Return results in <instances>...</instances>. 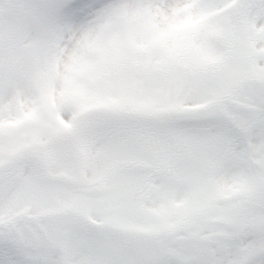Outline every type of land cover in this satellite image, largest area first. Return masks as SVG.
Here are the masks:
<instances>
[{"label": "snow or ice", "instance_id": "snow-or-ice-1", "mask_svg": "<svg viewBox=\"0 0 264 264\" xmlns=\"http://www.w3.org/2000/svg\"><path fill=\"white\" fill-rule=\"evenodd\" d=\"M205 0H8L0 3V264H80L71 254L88 231L75 215V177L62 158L33 148L40 127L59 132L65 108L121 103L154 74L191 83L190 106L168 116L198 127L207 162L179 219L131 264H264V0H242V28L217 56L181 8ZM67 58L61 105L14 129L11 113L38 111L26 99V70L51 71ZM209 79L215 83H206ZM95 84L97 87H92ZM99 85H118L111 95ZM83 101H87L85 105ZM67 127V125H65Z\"/></svg>", "mask_w": 264, "mask_h": 264}, {"label": "rangeland", "instance_id": "rangeland-1", "mask_svg": "<svg viewBox=\"0 0 264 264\" xmlns=\"http://www.w3.org/2000/svg\"><path fill=\"white\" fill-rule=\"evenodd\" d=\"M0 3L7 5L8 0H0ZM241 3L242 0H239L227 11L223 50L226 37L242 28L243 24L236 27L233 21L235 15L243 17L239 7ZM39 66L38 73L32 76L30 82L39 98L36 118H44L51 108L52 81L45 76L46 67ZM206 83L213 84L215 81L209 79ZM99 86L106 88L111 95L121 92L118 85ZM191 86L189 81L175 74H154L142 85L127 89L121 103L83 111L79 122H74L73 128L77 133L72 141L66 139L70 130L59 121V132L38 128L37 136L43 137V142L34 141L33 148L26 151L62 158L71 166L75 177L68 181L78 198L75 215L89 226L87 232L76 238L78 251L71 254L80 264H131L149 245L166 234L160 228L156 233L133 228L134 220L145 214V196L153 193L155 200L169 196L170 202L178 206L182 200L175 194L177 188L188 187L187 198L197 190L207 162L203 134L194 125L181 126L168 119L178 106H190L187 92ZM35 120L23 119L18 129L36 127ZM125 127L129 132L105 149V160L96 181L86 186L82 176L86 144L95 136L117 128L123 131ZM150 133H157L158 138L167 143L163 151H157L155 145L153 147L147 142V134ZM172 164H175L174 168L170 167ZM157 179L160 181L152 190ZM173 185L176 186L173 191L164 189ZM148 217L150 227L161 220L153 213H149Z\"/></svg>", "mask_w": 264, "mask_h": 264}, {"label": "bare ground", "instance_id": "bare-ground-1", "mask_svg": "<svg viewBox=\"0 0 264 264\" xmlns=\"http://www.w3.org/2000/svg\"><path fill=\"white\" fill-rule=\"evenodd\" d=\"M207 3H211L216 5L215 7L210 8L209 10L202 11L200 9L193 8L191 4L186 5L184 8L180 9L182 15L187 17V22L185 27L197 26L201 29L202 33L207 37L208 42L211 48L214 50L217 56H220L223 53L222 46V38L224 36V24L227 18V10L229 7L236 2V0H205ZM70 63V61L65 58L64 61H61L58 69L49 70L46 65L40 64L39 68L43 69L46 67L45 76L47 75L51 83V107L53 104L59 106L62 103L61 93L64 91L66 87H68V81L66 80L67 72L66 65ZM30 73V78L25 81L24 94L26 99L35 100L33 96L34 88L30 82L32 76L38 73V67L26 69ZM94 85V84H93ZM92 85V87H93ZM36 101V100H35ZM86 101H83L85 104ZM37 104V102H36ZM90 109L89 107H85L83 111ZM36 113H32L30 109H22L19 113L13 112L11 113V119L9 120V124L12 127H18L17 121L19 117H25L28 120H34L36 118ZM59 119L64 121L62 126L70 131L74 130V122L72 116L67 108H65L64 112L59 114ZM59 121V120H58ZM67 125V127H65ZM125 132H129V129L125 127L123 131L117 129L110 130L105 132L104 135L95 136L93 140L88 141L86 144L87 148L85 150L83 166H84V174H83V182L85 184H92L93 181L96 180V176L100 173V168L105 158L104 153L105 149H107L110 145H113L117 142L119 137H122ZM74 132L68 135L69 139H72ZM149 135L146 139H148V143L154 145L157 151H163L164 146H167V143L158 138L157 133L155 134H147ZM175 164H172L170 167L174 168ZM172 168V169H173ZM160 179H157L156 182L152 186V190L156 188ZM165 190L173 191L176 189V186L173 185L164 188ZM177 197L182 200V202L188 196V187L177 188L175 192ZM155 194L151 193L150 195L145 196L146 206H144L145 214L134 220L135 224L133 226L134 229L145 230L148 233H156L160 228L161 230L167 229L170 224L176 223L179 219L180 214V204L178 206L173 205L170 202V197L167 196L161 200L156 199ZM149 213H153L157 216L161 217L159 224H154V226L150 227V218L148 217ZM128 221V220H127ZM77 237H79L77 235ZM76 237V238H77ZM77 250V246L74 249Z\"/></svg>", "mask_w": 264, "mask_h": 264}]
</instances>
